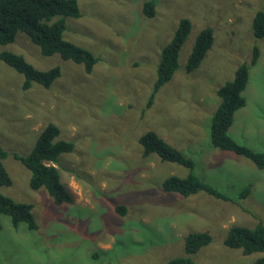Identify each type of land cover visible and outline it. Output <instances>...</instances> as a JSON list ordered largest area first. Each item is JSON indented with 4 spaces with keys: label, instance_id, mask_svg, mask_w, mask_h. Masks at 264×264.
Returning a JSON list of instances; mask_svg holds the SVG:
<instances>
[{
    "label": "rangeland",
    "instance_id": "rangeland-1",
    "mask_svg": "<svg viewBox=\"0 0 264 264\" xmlns=\"http://www.w3.org/2000/svg\"><path fill=\"white\" fill-rule=\"evenodd\" d=\"M144 1L79 0L82 14L67 18L66 37L98 58L90 73L60 54H42L24 32L0 43V52L22 54L40 70L60 66L62 72L50 87L35 82L25 88L24 75L0 58V143L13 179L0 192L33 203L38 222L30 229L1 216L0 264H163L185 254L190 232L203 231L212 241L192 256L198 264H259L261 253L244 254L225 239L233 225L264 223V168L212 146L209 123L220 99L217 88L235 76L239 64L250 63L256 44L260 56L250 64L247 104L230 133L264 149V37L257 39L252 28L264 0H155V16L142 12ZM185 17L192 28L179 69L149 106L161 51ZM207 26L214 29L213 46L187 72L192 46ZM50 121L60 128L57 139L75 145L54 164L73 194L68 203H55L45 188H31L30 170L14 156L29 154ZM149 130L195 158L199 176L236 200L165 191V178L187 176L189 168L144 156L139 138ZM248 184L250 195L237 199Z\"/></svg>",
    "mask_w": 264,
    "mask_h": 264
},
{
    "label": "trees",
    "instance_id": "trees-1",
    "mask_svg": "<svg viewBox=\"0 0 264 264\" xmlns=\"http://www.w3.org/2000/svg\"><path fill=\"white\" fill-rule=\"evenodd\" d=\"M155 0H145L142 12L146 16H155ZM82 14L79 0H0V43L8 44L16 40L19 32H24L30 40L39 46L42 54L51 56L60 54L64 60H72L82 64L87 73L92 72L98 58L88 48L81 46L66 37L68 30L67 18H78ZM58 16L54 20V17ZM192 21L183 18L171 41L162 49L157 68L155 89L148 105L154 102L157 91L163 87L179 69L180 51L191 31ZM254 36L264 37V10L255 12L252 21ZM214 29L205 27L198 34L188 56L185 69L192 72L197 69L213 46ZM260 48L255 44L249 61L239 64L235 76L222 83L216 90L220 97L209 123V141L214 147L229 150L249 158L259 168H264V149H253L247 143L236 139L230 128L236 112L247 104L244 91L249 83L251 65L258 61ZM0 58L22 73L25 77L23 86L31 87L35 82L45 87L62 75L60 66L47 70L37 69L22 54L5 50ZM60 135L59 126L50 121L40 131L31 152L27 155L14 153L30 170L29 184L38 190L45 188L57 204L73 201V194L62 182L60 171L54 164L62 153L71 152L74 142L57 139ZM144 156L156 154L162 161L177 162L189 168L187 176L171 175L165 178L162 187L165 191L176 192L185 197L205 191L206 193L225 200H236L218 189L216 185L202 179L196 171L197 161L184 151L176 148L154 130L145 132L140 138ZM8 152L0 143V185H10L13 179L6 168L4 160ZM252 192L250 184L246 185L237 199L245 198ZM33 203L16 201L9 195L0 192V218L8 215L13 225L25 223L30 229H37L38 222L33 214ZM120 213L126 214V207L119 206ZM212 241L207 232H190L185 238V254L172 257L163 264H198L192 257L195 253ZM225 244L240 249L244 254L261 253L257 263L264 264V223L255 227L233 225L226 236Z\"/></svg>",
    "mask_w": 264,
    "mask_h": 264
},
{
    "label": "crops",
    "instance_id": "crops-1",
    "mask_svg": "<svg viewBox=\"0 0 264 264\" xmlns=\"http://www.w3.org/2000/svg\"><path fill=\"white\" fill-rule=\"evenodd\" d=\"M68 24V23H67ZM67 31V30H66ZM70 39V38H69ZM241 109V108H240ZM237 113V112H236ZM235 118H236V114H235ZM234 121H235V119H234ZM234 123V122H233ZM233 125V124H232ZM232 127V126H231ZM230 130H231V128H230ZM243 142H245V141H243ZM246 143V142H245ZM248 144V143H247ZM250 146H252V145H250ZM253 147V146H252ZM254 148V147H253ZM256 149V148H255ZM211 183V182H210ZM213 184V183H212Z\"/></svg>",
    "mask_w": 264,
    "mask_h": 264
}]
</instances>
